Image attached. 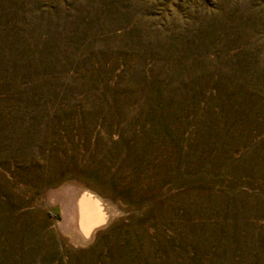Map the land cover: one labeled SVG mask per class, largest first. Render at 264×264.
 Wrapping results in <instances>:
<instances>
[{"label": "rangeland", "instance_id": "obj_1", "mask_svg": "<svg viewBox=\"0 0 264 264\" xmlns=\"http://www.w3.org/2000/svg\"><path fill=\"white\" fill-rule=\"evenodd\" d=\"M0 264H264V0H0Z\"/></svg>", "mask_w": 264, "mask_h": 264}, {"label": "bare ground", "instance_id": "obj_2", "mask_svg": "<svg viewBox=\"0 0 264 264\" xmlns=\"http://www.w3.org/2000/svg\"><path fill=\"white\" fill-rule=\"evenodd\" d=\"M88 215L89 212L81 206L78 210L74 212L73 221H76L78 223L86 222V218Z\"/></svg>", "mask_w": 264, "mask_h": 264}]
</instances>
